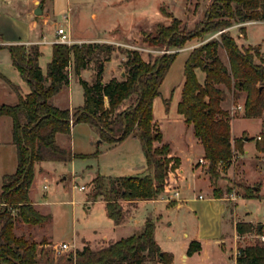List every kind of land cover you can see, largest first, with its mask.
I'll list each match as a JSON object with an SVG mask.
<instances>
[{
    "label": "trees",
    "instance_id": "obj_1",
    "mask_svg": "<svg viewBox=\"0 0 264 264\" xmlns=\"http://www.w3.org/2000/svg\"><path fill=\"white\" fill-rule=\"evenodd\" d=\"M172 17L170 24L158 22L154 32H144L143 41L164 51L146 60L137 49H125L122 63L124 76L102 80L104 63L110 60L114 46L104 42H75L71 45L54 43L46 74L39 65L41 54L38 45L27 47L23 43L7 45L13 66L28 84L30 91L24 96L18 87L0 74L18 93L15 103H0V115L12 118V143L17 150V167L11 174L2 176L0 192V264H39L38 242L17 236V223L42 225L50 216L39 212L29 196L34 179V166L41 161H70L81 154L61 146L59 134L68 135L77 122H86L94 128L101 140L118 143L129 135L137 136L146 159L145 171L138 175L112 177L97 173L92 179L94 190L91 200L99 196L105 201L108 217L116 224L124 217L120 200L155 199L169 185L182 179L180 158L169 156L170 146L162 143V132L153 118V101L160 95V86L181 48L192 38H202L207 33L219 32L194 47L183 68L184 82L177 112L193 132L204 149L211 172L218 163L226 169L238 149L241 138H232L229 112L221 106L226 89L234 86L246 93L245 117H262V130L257 148L264 151V65L254 61L252 48L241 47L231 36L228 27L234 22L264 19V0H212L205 11V20L193 28L180 27L181 19ZM245 31L243 26L240 27ZM228 57V67L221 61L218 48ZM174 50V51H172ZM93 66L92 82L79 77L84 102L72 110L53 104L52 97L69 83L70 68L79 75L82 69ZM205 74L198 79L196 69ZM105 98L108 106L104 104ZM127 106L120 110L124 101ZM244 139V137H243ZM246 191L257 190L242 186ZM256 195V194H255ZM214 197H221L215 193ZM246 198L258 197L251 193ZM12 208H17L12 212ZM256 228L257 232L262 231ZM155 224L147 218L137 233L122 237L98 249L85 244L76 250L71 264H172L173 253L162 250L154 237ZM238 234L250 232L249 222L236 224ZM201 244L191 240L186 254L199 251ZM235 264H264V243L239 247Z\"/></svg>",
    "mask_w": 264,
    "mask_h": 264
},
{
    "label": "rangeland",
    "instance_id": "obj_2",
    "mask_svg": "<svg viewBox=\"0 0 264 264\" xmlns=\"http://www.w3.org/2000/svg\"><path fill=\"white\" fill-rule=\"evenodd\" d=\"M101 2L109 5L114 12L123 6L121 9L123 12L113 14L116 20L114 21L116 27L113 37H110V41L104 42L114 46L116 55L124 57L121 60L122 64L125 60V49L134 48L139 50L146 60L150 56L153 58L164 51L158 47L148 46L143 41V33L154 32L158 22L170 24L172 17L168 16L169 14L181 19L180 27L186 26L187 29H191L196 23L205 20V11L211 5L212 0L98 1L99 4ZM30 6L28 0H0V41H3V43H0V72L10 83L19 86L24 92L28 91L29 86L11 65L7 45L23 43L38 37L39 24L35 22L30 12ZM94 8L97 9L98 5H94L92 9ZM110 8L109 10H111ZM241 26L245 28L244 32L240 30ZM227 29H229L231 36L239 46L252 48L251 52L254 54L255 62L264 65V19L234 22ZM219 32L207 33L202 38H192L183 47L175 49L178 51V55L169 68L160 86V95L154 103L153 114L160 125L165 141H169L175 149L179 150L183 158L186 155L197 157L202 153L199 147L195 148L183 144L184 140L188 141V135L182 137V126L176 120L178 116L176 106L181 98V89L184 82V63L194 47L211 38H219ZM46 36L47 38L51 37L47 31H45ZM24 45L29 47L32 44ZM51 48V44L41 45L40 63L44 70H46L47 62L50 59ZM218 55L223 64L228 67L227 56L222 47L218 48ZM111 67L110 64L105 69L104 77L106 79L110 77L108 74ZM120 68H123V65H120ZM120 68H117V77H120ZM196 73L198 79L203 82L204 72L197 68ZM9 82L0 77V103H9L12 98L16 97V91L11 88ZM76 84L81 89L79 80ZM218 86L226 92L225 100L221 103V106L229 112L231 132L238 133L242 128H247L251 134L254 133L258 128V122L262 121V117L239 119L241 112H244L246 93L234 86L229 90L223 84ZM126 102H129V100ZM238 104L242 105V109H236ZM232 118L234 119L231 120ZM239 133L237 138H241V140L237 143V156L230 166L223 169V163L220 162L213 173L210 171L209 161L207 160L198 169L197 176L204 179L205 182L192 181L190 191L195 198L189 204L192 206L193 211L187 212L185 209L176 211L173 205L177 201L165 200L169 194L166 189L155 198L158 199L163 196L164 202L147 203L149 206L146 208H151V210L146 211L143 222L147 218L154 222L156 227L155 239L162 250L170 251L179 256V252L186 246V240L196 235L202 243V249L196 255L197 264H224V250L217 243V240L223 234V216L227 214V211L226 222L234 223L233 213L238 200L239 205L236 210L238 218L236 219H253L255 223L263 224L264 231V152H259L257 148L260 138L246 131H240ZM3 135V133H0V136ZM244 136H248V139L244 140ZM99 139L98 132L88 123H75L71 128V133L64 136V144L73 153L81 154V156L65 162L43 161L44 166L55 172V178L62 186L56 187L54 174L49 177L48 181H45L44 177L36 172L31 193L35 200L45 199L44 194L46 195L52 220L50 221L49 218L42 225H28L20 222L15 225L14 232L17 236H23L30 241L34 240L42 244L41 247L39 244L37 246L39 264H71L69 261L70 252L56 253L53 246L63 241L67 242L73 237L78 246L77 250L84 246L80 245L84 239L90 243L93 249H98L120 239L125 234L137 233L142 228L131 227L132 230L129 231L127 228L113 230L104 221L105 213L101 203H94L91 209L87 208V205L90 204L86 203V198L91 200L89 195L94 190L92 180L86 182L90 177L89 174H86L85 170L87 168L89 169L90 166L92 168L99 167L102 173L111 174L113 177L138 175L143 173L146 168L144 152L138 147L140 145L136 141H126L111 147L107 140L98 142ZM58 142L63 143L61 139H58ZM245 143H247L249 152L244 154ZM109 147L110 150H107ZM193 153H195V156H193ZM190 162L192 168L198 165L196 159ZM184 165L185 175L188 176L186 182H191L189 163L185 161ZM48 168L39 165V171L46 176L53 173ZM36 169L34 167V171ZM74 171H84L85 173H78V177L73 178L71 173ZM63 175H66V177ZM45 183L48 184L46 191L43 188ZM81 184L85 186L83 190L78 189ZM242 186L249 188L256 186L257 190H254V192H251L250 189L245 191ZM179 187L178 185L176 187L172 186V188L178 190ZM199 192L205 197L204 199L196 198ZM246 192L258 197L246 198ZM215 193H219L221 197L226 199L228 209L225 201L211 198V196H215ZM229 212H231V215ZM41 213L50 216L46 210ZM169 221L172 224H168ZM230 230L231 228L228 229V231ZM263 231L257 232L256 228L253 227L251 232L237 239L236 250L247 244L264 243V240L258 237ZM226 246L225 253L235 247L232 238L227 240ZM183 252L186 254V250ZM237 253L238 251L236 255ZM72 257L75 258V253H72ZM232 258L233 255L229 259ZM185 259L183 257L182 261L184 262ZM229 262L231 264V260ZM146 264L162 263L147 262Z\"/></svg>",
    "mask_w": 264,
    "mask_h": 264
},
{
    "label": "crops",
    "instance_id": "obj_3",
    "mask_svg": "<svg viewBox=\"0 0 264 264\" xmlns=\"http://www.w3.org/2000/svg\"><path fill=\"white\" fill-rule=\"evenodd\" d=\"M98 1L99 0H28V2L31 5L30 6L31 11L30 12L32 13L33 18L35 19V22L36 23L38 22V24H39V31L37 32L38 37L36 39H31V40L25 41V42H23V44L38 45L39 50H41L42 44L53 45L55 43L54 40L56 38V29L58 27L66 28V30L70 34L72 40H74L75 42H78V43H80V42H107V41H110V37H113L114 29L116 27V25L114 23V21H116V20H115L113 14H115V12L116 13L123 12V11H121L123 6L121 8H118L114 12L109 7V5L104 4V3L102 4V2H101V4H99ZM100 1H102V0H100ZM36 3L41 4L42 13L40 15H35L33 12L34 9L36 8V6H38V4H36ZM96 4L98 5V8L92 9V7ZM109 8L111 10H109ZM45 31H47L48 34L51 36L50 38H47V36L45 37ZM106 36H108V37H106ZM13 42H16V41H13ZM0 43H3V41H0ZM20 43H22V42H20ZM51 56H52V48H51L50 59H51ZM9 57H10V53H9ZM122 59H124V57L121 55H116V52L114 50L112 55H111L110 60H108L104 63V69L102 72V80L104 82L108 81L113 76L117 77V68L118 67L120 68V65H122L121 64ZM227 61H228V57H227ZM10 62H11V65L13 66L11 57H10ZM110 64L112 65L111 70L109 71V74H108V76H110V77H109V79H106L104 77L105 69H106L107 65H110ZM39 65L42 68L43 73L46 74V70H44L43 67L41 66L40 56H39ZM16 71H18V70L16 69ZM122 72H124L123 68H120V70H119V76L120 77H118V78L122 77L121 76ZM0 74L2 76H4L1 72H0ZM94 74H95V70H94L92 65L89 68L82 69L79 75L74 74L72 68H70L69 83H68V85L64 86L57 94H55L52 97L53 104L60 107V108H69L70 110H72L75 107L81 106L84 102L83 89H82L81 85H80L81 86V89H80L77 86L76 82H78L79 77L87 80L88 82H92V80L94 78ZM1 78H3V77H1ZM4 78H6V77L4 76ZM17 87H18V92L23 96L30 91V89H28V91L24 92L22 89H20L19 86H17ZM158 97L159 96L155 97V99L153 101V108H154V103L158 99ZM17 100H18V93L16 92V97L12 98L9 103H15V102H17ZM104 104L106 107L108 106V100L106 98H105ZM127 104H128V102L124 101L121 104L119 109L120 110L124 109L127 106ZM177 104H178V102H177ZM176 110H177V106H176ZM177 115L178 116L176 117V120L182 126V137L188 135V141L184 140L183 144L185 146L191 145L192 147H195V148L199 147V149L202 152L201 155H198L197 157H192V156L186 155V157L183 158V156L181 155L179 150L175 149L169 141H165L161 128H160V130L162 132V142H155L154 145L158 146L162 143H168L170 146L169 156H177L180 158V171H181L183 177L179 182L171 185V186L174 185L175 187L177 185L180 186L179 187V192H180L179 199L173 205V207L176 208V211L185 209L187 212H191V211H193V208L189 204V202L195 198V197H193V195L191 194V191H190V189L192 187L191 185L193 184L192 181L195 180L196 182H203L204 183L205 180L200 179V177L197 176L198 169L201 168L202 164L198 163V165L196 167L192 168L190 161H192L193 159H196V162H197L199 157H204V149H203V146L200 143L199 139L197 137H195V135H194L192 124H187L184 121V117L182 116V114L178 113ZM153 118H154V121L157 122V119L155 118L154 114H153ZM242 118L243 119H252V118H256V117L248 118V117L244 116L243 112H241L239 119H242ZM233 119L234 118H232L231 120H233ZM157 124H158V122H157ZM12 125H13V122H12V118L10 116L0 115V133L4 134L3 136H0V192H1V185H2V176L5 174L13 173L17 167V150H16L15 144L12 143ZM230 125H231V121H230ZM72 127H73V125H72ZM159 127H160V125H159ZM257 127H258L257 130L254 131V133H252V134L247 128H242L240 131L241 132L246 131L249 134L254 135L255 137L258 138V136L260 137V133L262 130V123L258 122ZM239 132L238 133H232L231 132L232 138L237 137L240 134ZM64 136H66V135L59 134L57 136V141H58V139H61L63 141V143H59V142L58 143L61 146L66 147V145L64 144ZM131 140L136 141V143H139L138 145H140V146H138V147H140L141 151L143 152L140 139L134 135H129L128 137H126L122 141H120L118 143H114V144L110 143V145H111V147H114L115 145H118L120 143H125L126 141H131ZM101 141H98V142H101ZM135 145H137V144H135ZM107 150H110V147ZM247 152H249V149L247 148V143H245L244 154ZM259 152H264V151L259 150ZM193 156H195V153H193ZM241 158H243V156H241ZM185 161L189 163L188 166L191 169V171H190L191 177H192L191 182H186L187 181L186 179L188 178V176L185 175V165H184ZM39 165H42L43 167L48 168L47 166L43 165V161L37 162L34 166L35 168H37L35 170L34 179H35L36 172L39 173L42 177H44L45 181H48L49 177H51L53 174H54V178H55V172H53V170L51 168H48V169L51 170L53 173L50 174V176H46V175H43L39 171ZM85 171H86V174H89V176H90L86 182H90L96 176L97 173L113 177V175H111V174L102 173L100 171L99 167L98 168H92V166H90V168L89 169L87 168ZM78 173L83 174L85 172L84 171H82V172L74 171L71 173V177H73V178L78 177ZM63 176L66 177V175H63ZM34 179H33V182H34ZM55 180H56L55 181L56 187H58L59 185L62 186L56 178H55ZM33 182H32V185L30 187V192H29L30 200L36 209L40 210L43 213L45 210L48 211L50 214V221H51L52 220V214H51L50 209L48 207L49 201L47 200L46 195L44 194L45 199H42V200H35L32 196L31 191L33 188ZM81 185H83V184H81ZM81 185H79V186H81ZM44 186H46V187H44ZM43 188H44V190L45 189L47 190L48 184L45 183L43 185ZM78 189H80V188L78 187ZM81 190H83V189H81ZM198 194H202V193L199 192ZM198 194H197L196 198H198ZM204 198H201V199H204ZM211 198L212 199H219V200L226 202V199L223 197L211 196ZM86 199H87L86 203L90 204V205H87L88 209L89 208L91 209L93 207L94 203H101L103 205L104 213H105L104 221L106 222V224L108 225L109 228H112L113 230L116 228H121V229L127 228L128 231L132 230L131 227H136V228L143 227V224H144L143 216L145 217L146 211L151 210V208L147 209L149 206L147 203L164 202L163 196L162 197L160 196V198H158V199H142V200H124V199H122L121 204H122V207L124 210V217L120 223L116 224L110 217H108L107 212H106V208H105V201L102 199V197H98L96 200H88V198H86ZM198 199H200V198H198ZM226 205H227V209H228L227 202H226ZM238 205H239V200L237 202L235 211L233 213L234 217H235V221L233 224L231 222H226L227 221L226 217L228 215V211H227V214L223 216V228H224V230H223V234H222L221 238L217 240V243H219L221 248L224 250V253H223L224 264H230V262H229L230 260H231V264H235L236 252L238 251V250H236L237 239L243 237L246 233H249V232H245V233L238 234V232L236 230V224L238 222H249V223H251L252 228L253 227L258 228L259 224H261V223H255L253 219H249V220L236 219V218H238L237 213H236ZM126 213H127V215H126ZM230 213L231 212H229V214ZM253 223H255V224L253 225ZM168 224H172V222L169 221ZM261 226L263 227V224H261ZM230 228H231V230L228 231V229H230ZM155 230H156V227L154 229V237H155ZM262 231H263V228H262ZM184 234H185V236H187L186 233H184ZM125 236H128V235L125 234ZM125 236H122V237H125ZM230 238H232V242L235 243V247L231 248V250H229L228 253H225L226 252L225 250H227L226 242ZM191 240L199 241L201 244V249H202L201 241L199 240V238L196 235H193L186 240V246L179 252V256L173 254L174 259H173L172 264H197L198 263L196 255L198 254V252L201 249L199 251L192 253L191 255L184 254V252H183V251L187 250V246ZM85 244H88L91 248H93L86 239H84V241L80 245H85ZM39 246L41 247L42 244H39ZM232 255H233V258L229 259L230 257H232ZM183 257L186 258L184 262L182 261Z\"/></svg>",
    "mask_w": 264,
    "mask_h": 264
},
{
    "label": "built area",
    "instance_id": "obj_4",
    "mask_svg": "<svg viewBox=\"0 0 264 264\" xmlns=\"http://www.w3.org/2000/svg\"><path fill=\"white\" fill-rule=\"evenodd\" d=\"M55 43H62V44H67V45H71L72 43H75L74 40H72L70 34L68 33V31L66 30V28L64 27H58L56 29V38H55ZM28 45V44H27ZM236 109H242V105L238 104L236 106ZM258 138H260L258 136ZM237 155H235L233 158H232V162L234 160V158L236 157ZM207 162V159H205L204 157H199L198 160H197V163L199 164H203ZM46 187V186H44ZM80 189H84L85 186L84 185H81L79 186ZM166 191L169 192L168 196L166 197L165 200L167 201H170V200H176L178 201L179 199V195H180V192L178 189H175V188H172L171 185L167 186L166 188ZM198 198H204V196L202 194H198ZM17 210V208H12V212L15 213ZM263 218H264V214H263ZM258 237L261 239V240H264V231L262 234L258 235ZM78 246H77V243H76V240L75 238L73 237L71 240L69 241H63L61 243H58V244H55L53 246V250L56 252V253H63V252H70V253H75L76 250H77Z\"/></svg>",
    "mask_w": 264,
    "mask_h": 264
},
{
    "label": "water",
    "instance_id": "obj_5",
    "mask_svg": "<svg viewBox=\"0 0 264 264\" xmlns=\"http://www.w3.org/2000/svg\"><path fill=\"white\" fill-rule=\"evenodd\" d=\"M34 14L35 15H40L42 13V9H41V4L39 3L38 6H36V8L34 9ZM121 76H124V72L121 73ZM248 136H244V140H247ZM98 141H101L100 139ZM262 226L261 224H259L258 228L260 229ZM70 259V258H69Z\"/></svg>",
    "mask_w": 264,
    "mask_h": 264
}]
</instances>
